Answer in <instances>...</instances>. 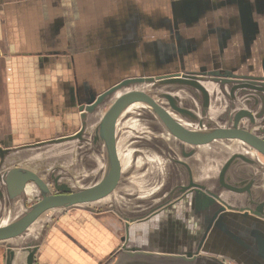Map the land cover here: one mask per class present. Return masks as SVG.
Wrapping results in <instances>:
<instances>
[{
	"label": "crops",
	"instance_id": "1",
	"mask_svg": "<svg viewBox=\"0 0 264 264\" xmlns=\"http://www.w3.org/2000/svg\"><path fill=\"white\" fill-rule=\"evenodd\" d=\"M131 9L136 15L150 11L154 19L162 16L164 10L168 11L171 18L172 9H176V24L184 22L185 39L192 46L198 43L197 46L203 49L201 58L208 55L221 56L223 64L231 66L235 63L234 57L243 54L247 48L254 54L264 51V0H0V148L9 151L0 171L5 170L6 173L10 169L19 168L18 165H13L4 169L8 157L17 149L20 152H30L76 140L72 134L57 137L78 125L77 116L70 113L72 110L65 113L61 109L62 90L65 85L74 84L75 81L93 84L97 80L98 66L102 61L98 64L96 60L95 50L90 44L91 35L98 27L107 29L110 24L128 27L126 22L130 18ZM122 32L125 31L122 29ZM157 35L162 36L161 33ZM219 38H222L223 44L217 42ZM244 40L251 41L243 43ZM123 58L127 62L124 55ZM170 87L178 89L186 86ZM90 113L86 112L84 118ZM124 115H117L115 134L117 123ZM43 136L55 137L44 140ZM70 136L72 138H68ZM29 137L35 139L26 141ZM21 140L26 142L20 143L18 147L14 146ZM117 142L116 137L121 176L115 189L99 200L109 198L118 191L120 198L117 204L115 201H107L106 206L93 205L92 202L87 206L91 211H83L85 214L77 225L86 231L85 237L79 238V242L82 241L87 249L84 258L78 261L73 254L62 255L65 244L58 234L59 230L70 232V221H65L62 228L55 221L48 225L44 238L27 242L32 243L31 249L37 245L40 264H101L118 242L121 236L117 234L119 231L123 235L127 231L129 234L131 232V241L145 231L144 225L139 223L151 213L150 206L154 205V200L157 202L163 195L164 190L158 184L170 183L172 166L167 156H176L178 149L163 145L159 159L153 157L142 160L135 158L136 152L127 148V145L123 146L120 153ZM106 158L109 164L107 153ZM161 159L163 164L158 163ZM191 160L192 158L189 159V164L195 170V177L200 179L204 174L197 171V165ZM42 166L45 167L46 164ZM178 171L182 172L180 169ZM214 171L215 167H212L208 174ZM107 172L108 170L105 175ZM68 183L77 185L75 182ZM149 184H157L154 192L149 190ZM84 185H80L81 188L90 187V184ZM25 187L22 194L29 195L38 191L31 182H27ZM73 188L78 189L76 186ZM1 192L3 200L7 191ZM151 193L154 195L151 196ZM21 210L17 203L11 212L13 217L9 223L17 221L28 212L23 213ZM134 216L141 218L136 220ZM4 223L3 225L9 224ZM136 243L145 246L143 239H137ZM225 247L228 248L229 244ZM232 247L234 254L242 249L246 251L242 255L244 259L239 258L235 264H262L260 259L255 260L256 256H249L253 251L250 245L237 244ZM147 250L155 253L165 249ZM1 262L0 255V264Z\"/></svg>",
	"mask_w": 264,
	"mask_h": 264
},
{
	"label": "flooded vegetation",
	"instance_id": "2",
	"mask_svg": "<svg viewBox=\"0 0 264 264\" xmlns=\"http://www.w3.org/2000/svg\"><path fill=\"white\" fill-rule=\"evenodd\" d=\"M174 11L172 9L171 18L168 11L166 12L164 10L162 16L154 19L150 11L146 14L136 15L133 14L131 9L130 18L129 20L127 18L128 21L126 20L127 25H129L128 27H119L118 24H110L107 25V29L98 27L93 32L90 44L95 50L98 64L100 60L102 61V64L98 66V78L93 84L86 82L78 83L75 81L74 84L64 86L62 90L63 101L61 102V109L65 113L72 110L70 113L77 116L78 125L76 124L74 126L75 128L71 131L65 130L60 135H57V137L66 134H72L74 136L79 133L75 138L77 145L81 147L83 143H88L89 138L87 135L89 132L87 130L89 124L87 118H84L85 114L81 117L82 113L87 112L85 111V107L92 102L94 103L99 95L119 84L122 80L130 78H154L150 82L154 81L155 86H160L162 85V80L156 79L157 76L179 74L196 77L195 81H198L206 89L207 84H212L217 86L218 92L222 91L228 104L224 109L218 107L214 109L219 113L215 118H218L219 122L222 120L220 125L215 128L244 130L258 136L264 141V93L256 95L250 89H235L233 92H230L224 88L223 85L225 84L221 81H233L232 83H228L230 87L242 83L264 86V51L254 54L247 48L243 54L234 57L235 63L231 66L224 65L221 56L208 55L201 58L203 56V49L197 46L198 43L193 46L187 43L184 22L176 24L178 21L176 16L177 10L175 9ZM122 29L126 33L122 32ZM158 33H161L162 36L158 37ZM250 41L244 40L243 43ZM217 42L223 44L222 38H219ZM123 55L126 57L127 62L125 60L123 61ZM143 82L145 80L138 83L134 82V84L143 85ZM171 86L179 85L173 84ZM186 87L199 100L198 111H195L186 104H181L177 95L171 94L173 105L186 110L188 113L184 114L176 111L170 102L165 99L168 101L169 108L173 113L187 119L198 120V123L201 125L202 114L208 117L212 113L213 100L211 102V99H209L207 106H205L201 91L191 86ZM92 95L95 97L94 100L88 102ZM80 105H84L83 110L78 109ZM98 105L99 103L93 106L90 115L94 114V110ZM54 137L44 138V140ZM93 139L94 136L91 138V144L89 145L96 146L97 141L94 142ZM232 141L253 148L247 142L240 139L234 138ZM165 145L168 144L166 143ZM177 149L178 154L176 156H167V159L173 165L177 166H173L171 169V179L170 183H168L170 184L169 189L157 202L153 198L155 206H150L152 207L151 213L141 219V223H139L144 225L145 233L140 232V235H136L135 239H143L145 246L138 245L136 240L131 241V232L129 234L127 231L116 242L117 250L115 251L113 248L110 255L101 264H113L120 255L131 251L146 253V258L157 261L182 262L195 258L199 262H207L208 259L205 258L207 248L213 245L212 247L216 246L222 252L234 253L232 245L237 244H245L253 247L252 252L255 253V260L260 259L262 264H264V255H259L258 252V242L260 239H264V217L261 216V209L255 208L251 204L252 211L250 208H247V202H240L238 204L229 201L223 193L228 192L227 194L234 197L235 201L236 199L240 200L245 194L241 195L240 193L230 191L219 184L222 167L231 159L228 167L224 171V181L233 186H242L249 183L252 191L260 177L258 170L245 171V173L241 171L240 173L231 174L229 173V169L232 165L236 164H249L252 166L261 164L264 169L263 154L255 148L252 149L255 158H252L246 153L232 152L222 162L215 176L210 177L205 175L197 179L195 177V170L189 164V159L194 155L195 149L186 150L184 146L178 147ZM8 154L9 151L0 148L1 169L4 166V158ZM62 165L63 162H58V164L51 167H47V165V168H42L41 171L39 169L26 170L35 173L45 183L52 194H61L60 191H56L55 185L59 186L62 183H68V180H71L72 183H77L78 180L82 179V174L78 173L73 177L71 172L66 171ZM74 169H81L82 172L84 170L86 172L88 170L95 171L96 164L91 160H82L81 152L78 154V158L74 160ZM179 169L182 171H180L181 173L179 171L177 172ZM4 174V171H0V190H3V192L6 190L5 183L2 184ZM97 176L96 172H90L86 180L91 183L98 178ZM178 177L185 179L183 182L185 184L177 183ZM30 182L32 183L33 181ZM213 182H216L214 186H212ZM26 184L20 195L25 190ZM69 186L74 187L75 185L72 186L69 184ZM260 190L261 193L259 194L253 191V200L257 201L256 199L264 198L262 185ZM37 193H39V189ZM150 195L152 196L154 194L151 193ZM204 201L208 202L207 206L204 205ZM254 210L256 211L254 212ZM163 216L164 219L162 218ZM159 217L162 219H159ZM143 221L144 223H142ZM118 222H121V220ZM158 222L163 224H159ZM168 223L169 228L167 230L164 227ZM151 225H153L154 233L156 231L165 233L166 239H168V242L165 241L163 244L165 250L159 249L160 251L155 253L147 250V248L149 249L147 247V234L148 230H151ZM123 236L125 237L122 238ZM227 244H229L228 248L225 247ZM167 247L171 250L167 251ZM24 249L26 255L20 261L15 248L8 247L4 252L0 250L2 258L1 264H40L37 249L31 261L28 260L29 246L25 244ZM215 259L217 262L223 263L221 259Z\"/></svg>",
	"mask_w": 264,
	"mask_h": 264
},
{
	"label": "rangeland",
	"instance_id": "3",
	"mask_svg": "<svg viewBox=\"0 0 264 264\" xmlns=\"http://www.w3.org/2000/svg\"><path fill=\"white\" fill-rule=\"evenodd\" d=\"M143 83H144L143 85L130 83L125 86L116 87L114 91L111 92V94H108L107 96L104 97V99H102L99 102V105L94 110V114L87 117V122L89 124L87 130V132H89V134L87 135L89 138L88 143L85 142L82 144L81 147H79L77 143L73 141L63 145L53 146L54 148H52L51 146V148L45 147L44 149H37L30 152H26V151L20 152L17 149L16 151L13 152V154H11L8 157L6 167L4 169L14 165V167L19 166L20 169L23 168L22 166L25 167L27 166L35 170L39 169L41 171L42 168L46 169L47 167H51L53 165L58 164V162H63L64 166L62 165V167H64L66 171L71 172L73 177H75V175H77L78 173L82 174V179L78 180L77 183L79 185L78 184L75 185L76 187H81L80 185L90 183L87 182L88 180H86L90 175V172L91 173L96 172L98 178L92 181L88 186L96 184L103 178V176L106 173V170H108L107 169L108 161H106L107 158H106L105 149L103 147V142L98 141L96 146L89 145L91 144V138L93 136L99 135L98 125L100 122V118H102L108 107L116 100V98L119 95L130 89H138V90L141 89L142 91L145 90L147 94H150L160 104H162V106L167 111H169V113H171V115L178 122H180L183 126H185L187 129L191 131H195L194 129H196L198 133L199 132L205 133L208 132L209 130H212L216 126L220 125V122L222 120L219 122L218 118H215V116L218 115L219 113L214 109H216L217 107L224 109L226 108L228 102L224 98L225 96L222 93V91L218 92L217 86L212 84L206 85L210 94L211 102L213 100V104H212L213 107L211 109L212 113L210 114L213 117L210 115L206 117L202 114V121L200 125L198 123V120L187 119L183 116H179L173 113L172 110L169 108L170 106L168 105V101L164 97V95L167 93L177 95L180 98H182L181 100L179 99L181 104L184 102V104H186L190 108L194 109L195 111H198L199 100L192 94L189 88L178 87V89H171L172 87H170L171 86L170 84H162L160 86L158 85L159 86L158 87L154 85L155 84L154 81L150 82V80H146ZM122 114L125 115L123 118L119 119L117 123V133H116L119 152L122 153L121 149L123 148V146L127 145V148L129 149L132 148L134 149V152H136L137 155L135 158H139V159L142 158V160H145L146 158L153 159L154 157V159L155 158L159 159L161 155L160 148H164L163 145L165 146L166 143L168 145L177 148L184 146L186 150L193 148L195 149V153L192 156L191 161H193L195 166L197 165L196 169L200 174L202 175L204 174L203 176L206 175L210 177L216 175L217 166L220 165L232 152L236 151V152L246 153L252 158H255L254 153L252 152L253 148L248 146L247 147L243 146L241 143L239 144L238 142H234L230 139L213 140L210 143L204 145H191L185 143L179 140L177 137H175L169 130H167L165 126L162 124V122L159 120V118L156 115H154V113L149 109V107L145 105L143 102H140L138 100L128 102L125 105V107H122L119 111V115ZM94 125L96 126L93 127ZM43 138H47V136H43ZM34 139L35 138L29 137L27 138L26 141H31ZM26 141H22V140L21 142L18 141L17 143L14 144V146L18 147L20 143ZM81 152H82V160L85 161L91 160L96 164L95 171L88 170V172H86V170H84V172H82L81 169L79 170L74 169V160L78 158V154ZM163 159H161V161L158 160V163L163 164L164 163ZM43 164H46V166L47 165L48 166L43 167L42 166ZM170 166L177 167L172 163L170 164ZM212 167H215V171L212 174L211 173L208 174V170ZM257 170L259 171L260 177L254 186H255L256 194H259L261 193L260 187L262 185L261 181L264 175L263 172L264 169L261 164L259 165L256 164V166H252L249 164L232 165L231 168L229 169V173L231 174L237 172L240 173L241 171L245 173V171L248 172V171H257ZM62 178L63 180H65L64 177ZM68 181L71 182V180ZM184 181L185 179H182L180 177H178L177 179V183H183ZM214 184H216V182H213L212 186H214ZM156 185L153 186V184H149V190H152V192H154ZM158 186L163 188L164 191L162 194H164L169 189L170 184L163 182L161 184H158ZM227 193L228 192L223 193V195H225V197L229 201H233L239 204L240 202L243 203L246 202L247 200L246 196H243L240 198V200L236 199L235 201L234 197H231ZM119 195L120 194L118 191L117 193L111 194L109 198H104L101 201L97 200L99 202L96 201L93 202V205L103 206L106 204L107 201H111V202L115 201V203L117 204V200L120 198ZM40 198H41V191H39V193L32 192V194L29 195L25 193L14 198H11L7 195L5 199L3 198V200H0V225H3L4 222H6L4 224H7L10 221H12L13 215L11 217V212L13 211V208L16 206L17 203L18 206L22 208L21 212L24 213L28 211L30 207H32L36 202H38ZM90 204H92V202L73 204L70 206H60V207L48 209L44 211L41 215H39L37 219L31 225H29L28 228L20 235L10 239L0 240V249L2 250V252H4L5 249H7L8 247L15 248L17 250V256H19L20 258L19 261H20L26 255L24 249L25 244L30 241H40L42 238H44L46 236L44 235V233L46 232V229L50 223L56 221L58 222L57 225L60 226L59 228H62L64 226L63 224H65V221H70L68 222L70 232L65 233L66 231L59 230V234H58L59 238L63 242V244H65L64 248L62 249L63 251L61 253L63 256L73 254L75 255L74 257H76L77 260L78 259L81 260V258H84L85 255L84 252L87 249L84 247V245H82V241L79 242V238L85 237L86 231H84L83 228L77 225V223L80 218L82 220V217L85 214L83 211H91L87 207L90 206ZM204 205L207 206L208 202L204 201ZM138 218L140 219L141 217L134 216V219L138 220ZM162 218L164 219V216ZM162 218L159 217V219ZM158 223L163 224L160 222ZM71 224H73V226ZM69 228L67 229V231L69 230ZM150 228L151 230H148V234H147V247H149V249L156 248L157 250L164 249L165 248L163 246L164 242L165 241L168 242L165 233L159 231L158 232L156 231L154 233L153 225H151ZM164 228L168 230L169 223L167 225L165 224ZM117 234L123 235L121 231H119ZM116 244L114 245L115 247H113L115 251L117 250ZM212 246L207 248V253H205V258L208 259L207 262H204L205 264H214L215 258L221 259L223 261V264H235L240 259H244L242 255L246 254V251L243 249L238 253L234 254V253L222 252L219 249H217L216 246L214 247ZM166 250L170 251L171 249L167 247ZM80 254H82V256H79ZM249 256L255 257V253L252 252V254H250Z\"/></svg>",
	"mask_w": 264,
	"mask_h": 264
},
{
	"label": "water",
	"instance_id": "4",
	"mask_svg": "<svg viewBox=\"0 0 264 264\" xmlns=\"http://www.w3.org/2000/svg\"><path fill=\"white\" fill-rule=\"evenodd\" d=\"M154 78H130L124 79L119 84L113 86L108 91L102 93L98 96L96 101L93 103L94 96L92 95L88 102H92L90 105L85 107V111L91 112L92 108L95 104L99 103L105 96L110 94L116 87H121L128 85L130 83H138L146 80H151ZM156 79H161L162 84H178L179 86H191L196 88L197 90L201 91L203 94L202 99H204L205 106H207L208 101L210 99V94L208 90L198 81H195L196 77L194 76H186V75H179V74H170V75H163L157 76ZM225 89L233 92L235 89H250L256 95L264 93V86H255L250 85L248 83L245 84H237L232 87L228 86V83H232L233 81L230 80H221ZM227 85V86H226ZM164 97L170 102V104L174 107L176 111L181 113H188L184 109L177 108L173 105V98L171 94H165ZM134 99H139L144 101L145 103L149 104L152 110L157 114L159 120L163 123L165 128L169 130L175 137L179 140L191 144V145H204L208 144L213 140L218 139H240L242 141L247 142L253 148H255L258 152L263 154L264 156V141L260 139L258 136L253 135L244 130H237V129H226V128H214L205 132L203 134H194L186 129H184L178 122H176L173 117H171L164 109H162L154 100L145 92L143 91H128L124 92L119 95L116 100L110 105L107 111L102 116L99 125H98V134L94 136L93 141L98 142L102 141L106 143L107 150L109 152L111 164H112V172L110 176L103 180L102 182L95 184L94 186L85 187V188H73L69 186L68 183H62L61 185H55L56 191H60L61 194H52L49 191V188L45 185L44 182L32 171L20 168H13L7 171L4 174L3 181L5 183V188L7 191V195L11 198L17 197L21 194L25 183L33 181L32 183L41 191V198L38 202H36L30 209L28 210L29 213L19 220L17 223L0 226V240H6L13 237H16L23 233L29 225H31L39 215H41L44 211L56 208L60 206H70L73 204L79 203H89L97 201L108 194H110L116 187L117 182L121 176V166L117 155V148H116V134H115V122L117 119V115L122 108V106ZM84 105L79 106V110H83ZM85 113H82L81 117H83ZM79 135L76 134L73 137H77ZM67 138V137H66ZM72 138V136L68 137ZM63 140V139H60ZM41 144V143H39ZM38 145V144H36ZM229 159L220 172L219 177V184L233 192L240 193L241 195L245 194L247 197V208L253 211L250 207L251 204L256 208L261 209V216L264 217V198L256 199L257 201L253 200V191L255 192V188L251 191L250 184H245L242 186H233L226 181H224V171L228 167ZM262 188L264 191V177L262 180ZM43 194V195H42ZM0 197H2V192L0 190ZM256 210H254L255 212ZM32 243H27L26 246H29V254L28 260L31 261L34 252L37 249V245H34L31 249ZM258 252L259 255H264V239H260L258 242ZM145 255V257H144ZM146 253H141L139 251H131L127 252L123 255H120L116 262L113 264H205L204 262H199L195 258L186 260V261H179V262H171V261H157L146 258ZM214 264H223L217 262L216 259L214 260Z\"/></svg>",
	"mask_w": 264,
	"mask_h": 264
},
{
	"label": "bare ground",
	"instance_id": "5",
	"mask_svg": "<svg viewBox=\"0 0 264 264\" xmlns=\"http://www.w3.org/2000/svg\"><path fill=\"white\" fill-rule=\"evenodd\" d=\"M129 91H142V90H138V89H133V90H129ZM126 92H128V91H126ZM144 92V91H143ZM146 93V92H145ZM147 94V93H146ZM149 95V94H148ZM150 96V95H149ZM151 97V96H150ZM152 99H153V97H151ZM134 100H138V101H140V102H143L145 105H147L148 107H149V109L154 113V115H156L157 116V114H155V112L152 110V108L149 106V104H147V103H145L144 101H142V100H139V99H134ZM134 100H130V101H128V102H131V101H134ZM154 100V102H156L162 109H164L171 117H173L172 115H171V113H169V111H167L163 106H161L155 99H153ZM128 102H126L122 107H125V105L128 103ZM158 117V116H157ZM173 119L176 121V122H178L174 117H173ZM178 124H180L184 129H186V130H188V131H190V132H192V133H194V134H203L202 132H195V131H191V130H189V129H187L186 127H184L181 123H179L178 122ZM230 140H232V139H230ZM104 143V147H105V150H106V153H107V155H108V159H109V169H108V172H107V174L98 182V183H100V182H102L103 180H105V179H107L109 176H110V174H111V172H112V164H111V160H110V156H109V152H108V150H107V146H106V143L105 142H103ZM98 183H96V184H98ZM95 185V184H94ZM94 185H92V186H94ZM29 213V211L23 216V217H21L20 219H18L17 221H15V222H12V223H9V224H7V225H10V224H14V223H17L19 220H21L22 218H24L27 214ZM3 226H5V225H3Z\"/></svg>",
	"mask_w": 264,
	"mask_h": 264
}]
</instances>
